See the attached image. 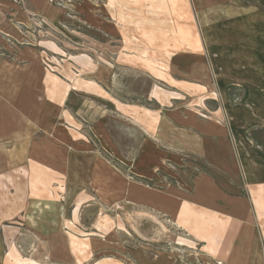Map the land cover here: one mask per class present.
<instances>
[{
    "label": "rangeland",
    "instance_id": "rangeland-1",
    "mask_svg": "<svg viewBox=\"0 0 264 264\" xmlns=\"http://www.w3.org/2000/svg\"><path fill=\"white\" fill-rule=\"evenodd\" d=\"M250 5L264 14V0H0V95L11 97L8 89L27 75L23 96L46 102L41 122L33 116L29 123L36 160L48 150L57 165L59 148L69 152L76 146L87 151L84 156L99 151L111 166L116 161L104 150L105 138L117 145L119 137L136 142L133 121L151 128L152 110L239 107L258 98L249 90L255 81H264V60L254 59L259 54L243 42L250 40L239 23L241 8ZM176 80L192 84L191 96ZM256 126L246 132H261ZM134 152L131 147L129 154ZM89 161L84 158L81 166ZM4 162L0 157V167ZM51 172V188L41 194L48 191L53 203L31 199L18 221L2 224L20 231L17 239L9 237L16 244L12 249L0 240V264L49 261L50 248L49 262L73 257L72 264H93L103 257L113 259L106 261L111 264H130L136 251L171 255L192 250L183 232L162 215L127 207L123 200L122 206L99 201L90 185L74 195L75 203L67 202L72 176L66 187L64 178ZM159 173L158 184L134 181L148 189L174 184L166 172ZM4 174L18 178L12 170ZM15 187L18 196L0 192L7 208L13 198L24 199L25 184L16 181ZM48 232L55 234L52 247Z\"/></svg>",
    "mask_w": 264,
    "mask_h": 264
},
{
    "label": "crops",
    "instance_id": "crops-1",
    "mask_svg": "<svg viewBox=\"0 0 264 264\" xmlns=\"http://www.w3.org/2000/svg\"><path fill=\"white\" fill-rule=\"evenodd\" d=\"M241 9L239 23L245 24L241 30L250 40L243 42L254 46L251 51L259 54L254 59L262 62L264 14L252 5ZM18 78L17 86L8 89L11 97L0 95V157L5 158L0 167V192L7 191L15 196L16 181L25 184L23 201L13 198L12 206L7 208L5 200L0 199V240L7 250L16 246L9 240L18 238L20 227L2 224L18 221L31 199L53 203L47 196L49 192L45 190L41 194V189L51 188V171L56 170L66 181L63 184L66 187L72 176L73 189L67 202L70 198L75 203L74 195L83 185H90L99 201L107 199L121 204L123 200L127 207H142L162 215L183 232L184 242L189 244L186 247L192 249L171 255L136 251L130 255V264H264L263 79L260 85L255 81L257 85L249 90V94L257 93L258 98L250 97L239 107L224 104L210 110L207 105L152 110L151 128L139 120L133 121L136 142L131 144L136 147L126 138L119 137L118 145L112 137L105 138L104 150L116 161L109 166L99 158V151L84 156L82 154L87 151H79L76 146L68 153L65 148H59L57 165H52L48 150H41V158L36 160L30 124L35 116L39 117L38 123L41 122L40 114L46 102L41 105L23 96V92L28 91L25 88L27 75ZM176 81L182 82L183 88L187 87V91H182L191 96L192 84ZM204 112L210 115L205 116ZM254 125L261 132H246V127ZM131 147L135 152L129 154ZM87 157L90 163L81 166ZM116 166L123 168V171L118 170L121 174L116 172ZM10 170L15 172L17 179L12 174H4ZM161 171L166 172L174 184L148 189L134 181L136 177L158 184V180L163 179ZM7 228L13 229L9 232L12 236L8 235ZM89 235L94 236L93 233ZM53 236L54 232H48L49 247H52ZM51 253L50 248L49 261H52ZM72 260L73 257L70 260L55 258L54 262H30L72 264ZM107 260L113 259L103 257L93 264H111ZM114 264L125 263L117 261Z\"/></svg>",
    "mask_w": 264,
    "mask_h": 264
}]
</instances>
